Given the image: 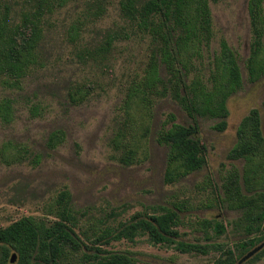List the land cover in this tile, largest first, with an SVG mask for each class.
<instances>
[{"label":"trees","instance_id":"obj_1","mask_svg":"<svg viewBox=\"0 0 264 264\" xmlns=\"http://www.w3.org/2000/svg\"><path fill=\"white\" fill-rule=\"evenodd\" d=\"M75 0H25L14 15L8 2L0 0V82L19 87L27 72L40 64V46L45 19ZM222 0H118V10L125 26L107 30L95 47L79 52L82 58L105 59L114 41L121 38H147L148 59L141 70L125 85L115 127L109 140L115 158L124 166L149 160L150 144L166 148L162 180L166 185L178 183L200 171L207 163L206 147L199 136L197 118L215 121L213 129L227 127L228 99L243 84L239 54L224 38L212 49L214 38L211 4ZM109 0H86L85 14L92 20L102 18ZM251 42L244 61L246 80L264 77V6L263 0H248ZM72 36L77 34L72 28ZM90 89L79 87L68 92L72 103L82 101ZM171 98L190 121H176L165 114L156 128L155 104ZM13 99L0 100V120L13 119ZM64 141L61 130L52 131L47 146L55 148ZM29 150L22 144L5 141L0 146V162L12 165L26 160ZM227 159L242 161L241 168L229 170L215 195L204 207L225 206L240 212L233 227L259 235L252 242L211 244L176 241L181 214L190 208L187 201L172 199L168 205L155 206L151 213L137 211L127 220L114 223L118 213L110 209L103 217L76 210L71 194L63 189L43 208L42 215H26L0 227V264H138L129 251L104 248L113 241H133L146 236L152 244H173L181 253L217 255L211 264H235L250 247L264 240V136L260 114L252 108L239 121L236 141ZM34 155L32 162L38 163ZM203 187L212 185L207 178ZM213 202V204H212ZM81 212V213H79ZM195 229L219 237L226 224L209 219L195 222ZM209 235L206 239L212 238ZM241 244V245H240ZM13 257V262L11 258ZM264 257V249L253 259Z\"/></svg>","mask_w":264,"mask_h":264},{"label":"rangeland","instance_id":"obj_2","mask_svg":"<svg viewBox=\"0 0 264 264\" xmlns=\"http://www.w3.org/2000/svg\"><path fill=\"white\" fill-rule=\"evenodd\" d=\"M4 1L10 4L14 15L25 6V0ZM247 2L222 0L211 4V47L218 49L224 38L239 54L243 84L227 101L229 116L224 131L213 129L215 121L211 119L197 118L207 163L173 185L162 180L165 147L151 140L149 160L124 166L115 158L109 143L124 87L147 62L148 39H117L105 59L82 58L79 52L98 45L105 31L125 26L118 0H109L106 14L97 20L86 17V0L70 1L49 15L44 23L40 64L27 72L19 87L0 82V100L8 97L14 101L12 121L0 120V146L12 141L29 150L23 162L9 166L0 162V227L22 216L42 215L46 203L68 189L74 209L86 210L95 217H103L114 209L118 213L115 224L137 211L147 209L151 213L149 208L168 205L174 198L185 200L190 208L181 214L183 224L178 227L180 235L176 241L211 244L237 240L241 232L233 227V221L240 212L213 202L211 207L203 205L214 197V188L220 186L229 170L241 168L242 161L229 160L226 155L236 141L239 121L252 108L259 111L264 136V77L248 82L244 66L252 38ZM73 27L77 30L74 36ZM79 87L89 88V94L72 103L68 92ZM154 109L156 128L169 112L177 122L190 121L171 98L158 99ZM55 130L63 131L64 141L49 148L47 139ZM34 155L40 156L36 164L32 162ZM207 178L212 185L203 187ZM203 218L230 223L221 236L209 232L207 235L212 238L206 239L207 235L195 229V222ZM104 248L127 250L138 264H211L217 255L181 253L173 244L155 245L146 236L113 241Z\"/></svg>","mask_w":264,"mask_h":264},{"label":"flooded vegetation","instance_id":"obj_3","mask_svg":"<svg viewBox=\"0 0 264 264\" xmlns=\"http://www.w3.org/2000/svg\"><path fill=\"white\" fill-rule=\"evenodd\" d=\"M229 223L230 222H227V223H225L226 224V231H227V227H228V225H229ZM225 231V232H226ZM241 233L238 235V239L237 240H234V241H228V242H226V243H228V244H234V243H241V244H246V243H249V242H252L253 240H255V238H257L259 235H256L255 233H245V232H243V231H240ZM240 244V245H241ZM261 244H263V247L259 250V251H257L254 255H252L251 257H249L248 259H246L245 261H243L242 263H240V264H256V263H258V262H261L260 264H264V257L263 256H261V257H259L258 259H253L252 260V258H254V256L257 254V253H259L261 250H263L264 249V240H262V241H260L259 243H257L256 245H254V246H252V247H250L248 250H246L243 254H241L238 258H237V260H236V262H235V264H239L238 263V261L246 254V253H248L250 250H252L253 248H255V247H257V246H259V245H261ZM210 252H212V253H216L215 251H210ZM215 258V257H214ZM213 258V259H214ZM213 261V260H212Z\"/></svg>","mask_w":264,"mask_h":264},{"label":"water","instance_id":"obj_4","mask_svg":"<svg viewBox=\"0 0 264 264\" xmlns=\"http://www.w3.org/2000/svg\"><path fill=\"white\" fill-rule=\"evenodd\" d=\"M263 247V244L253 248L252 250H250L248 253H246L239 261L238 263H242L243 261H245L246 259H248L249 257H251L252 255H254L257 251H259L261 248ZM13 257L11 258V262H13Z\"/></svg>","mask_w":264,"mask_h":264}]
</instances>
